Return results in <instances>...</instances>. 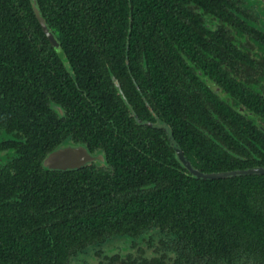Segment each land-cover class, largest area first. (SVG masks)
Wrapping results in <instances>:
<instances>
[{
    "label": "trees",
    "instance_id": "obj_1",
    "mask_svg": "<svg viewBox=\"0 0 264 264\" xmlns=\"http://www.w3.org/2000/svg\"><path fill=\"white\" fill-rule=\"evenodd\" d=\"M163 1L37 3L65 59L77 62L73 65L77 82L88 85L87 97L120 134L127 132V121L133 122V117L128 118L131 112L143 134L146 123L139 119L146 110L145 63L152 70L150 106L158 116L165 106L169 112L177 109V116L167 123L188 159L198 158L193 160L196 169L211 174L264 167L260 147H253L259 163L240 161L219 153L201 133L193 132V124L201 118L207 123L216 119H197L190 98L180 104L175 101L177 89L189 86L177 80L184 59L174 48L187 45L186 36L174 29L167 35L164 30L183 31L185 25L178 15L164 12ZM35 43L47 44L40 52L51 50L30 0H0V69L14 60L34 59ZM185 51L183 47L184 55H190ZM125 60L138 62L132 72L135 85L129 74L118 72L131 68L123 64ZM151 127L155 134L157 124ZM102 135L98 133L99 139L110 140L113 131ZM124 136H114L116 147L105 146L111 173L88 169L75 176L48 171L41 166L43 150L0 170V264H70L79 253L108 237L129 234L131 227L146 221H156L166 230L171 250L183 251L191 264H238L240 259L241 264H264V175L198 180L169 161H134L130 138ZM152 142L157 150L152 155L160 159V142ZM97 180L100 186L94 184ZM135 189L140 192L132 193Z\"/></svg>",
    "mask_w": 264,
    "mask_h": 264
},
{
    "label": "flooded vegetation",
    "instance_id": "obj_2",
    "mask_svg": "<svg viewBox=\"0 0 264 264\" xmlns=\"http://www.w3.org/2000/svg\"><path fill=\"white\" fill-rule=\"evenodd\" d=\"M163 2L164 12L170 16L178 15L185 25L183 31L178 28L164 30L167 35L174 29L186 36L187 45L176 44L174 48L184 59L180 70L182 76L177 80L189 86L177 89L175 101L180 104L186 97L190 98L193 103L191 111L197 119L200 116L216 119L207 123L201 118L198 124H193V132L201 133L219 153L240 161L259 163V154L253 147H260L264 155V0ZM34 46L37 48L34 59L14 60L6 63L5 69H0V170L11 166L21 156L34 157L43 150L42 168L46 169L43 163L51 154L64 155L62 159L59 156V167L64 166L63 160L69 164V168L46 169L48 171L75 176L88 169L111 173L105 146L116 147L114 136L125 138L127 134L129 152L135 157L134 161L147 164L169 161L179 164L176 169L184 172L169 135L161 128H156L155 134L151 132V124L163 123L170 128L180 147L167 123L177 116V109L173 107L169 112L165 106L164 112L158 116L150 106L154 97L152 70L145 63L147 85L142 100L146 110L143 119L138 118L146 123L143 134L134 123L137 115L133 112L128 117H133V122L127 121V132L120 134L113 121L102 115L87 97L88 85L77 82L73 67L77 62L65 59L60 46L57 49L50 42L48 47L51 50L47 52H40L47 47L45 43H35ZM183 47L190 55H184ZM137 63L125 60L123 64L126 67L131 65V68L118 69L123 75L129 74L134 85L132 72ZM136 89L139 88L136 86ZM132 96L131 105L135 100L134 92ZM161 96L165 101V91ZM114 112L119 114L120 110L115 108ZM229 115L242 118L233 121L222 118ZM110 131H113L112 139H99L98 133L102 135ZM156 140L160 142V159L152 155L154 151L157 153L152 149V141ZM167 146L173 150H168ZM182 153L193 166L194 159H188L184 151ZM82 161L85 163L80 165ZM194 161L197 162L198 158ZM98 173L92 174L99 176ZM184 173L190 172L186 169ZM97 181L94 184L100 186L101 182ZM139 192L135 189L132 193ZM130 229L129 234L108 237L90 247L87 253H79L70 264H191L183 251L171 250L169 235L156 221H146ZM237 263L241 264L242 260Z\"/></svg>",
    "mask_w": 264,
    "mask_h": 264
},
{
    "label": "water",
    "instance_id": "obj_3",
    "mask_svg": "<svg viewBox=\"0 0 264 264\" xmlns=\"http://www.w3.org/2000/svg\"><path fill=\"white\" fill-rule=\"evenodd\" d=\"M30 4H31L32 11L35 14V17L37 18V20L40 24V27H41L44 35L46 36L47 40L50 42V44H52L53 46H55L58 49L59 43H58L57 39L55 38L54 34L51 32V30L47 26V23L45 22V20L43 18V15H42L40 7L37 3V0H30ZM115 83L118 86V82L116 81ZM157 127L163 129L169 135L171 143L174 146V148L176 149L177 154L180 157L184 168L187 169L191 173L193 178H195V179L210 181V180H214V179H225V178L245 176V175H251V176L252 175H264V167H256V168H251V169H247V170H233V171L224 172V173L207 174V173L200 172V171L194 169L193 166L187 162V160L184 157L180 147L175 143L170 128L168 126L164 125L163 123H158ZM63 157L64 156H62L61 159ZM65 157H66V155H65ZM90 159H92V158H90ZM59 160H60V158H59L58 154H51L46 158L43 165L48 170L69 168V164L66 165V162H63L64 160L61 161V163L64 166L59 167V164H60ZM87 162H89V160H87ZM84 163L85 162L82 161L79 164L82 165Z\"/></svg>",
    "mask_w": 264,
    "mask_h": 264
},
{
    "label": "bare ground",
    "instance_id": "obj_4",
    "mask_svg": "<svg viewBox=\"0 0 264 264\" xmlns=\"http://www.w3.org/2000/svg\"><path fill=\"white\" fill-rule=\"evenodd\" d=\"M59 156L61 157V156H64V155L63 154H60Z\"/></svg>",
    "mask_w": 264,
    "mask_h": 264
}]
</instances>
